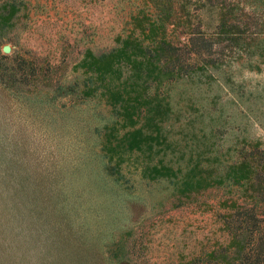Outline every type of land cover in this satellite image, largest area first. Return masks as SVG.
<instances>
[{"label":"rangeland","instance_id":"1","mask_svg":"<svg viewBox=\"0 0 264 264\" xmlns=\"http://www.w3.org/2000/svg\"><path fill=\"white\" fill-rule=\"evenodd\" d=\"M139 10L154 13L147 0H0V264H220L206 253L228 240V188L180 197L170 179L141 176L144 155L110 159L116 114L82 94L85 55L111 50ZM243 45L224 48L209 84L175 87L182 113L167 129L183 150L188 123L221 160L264 148V55Z\"/></svg>","mask_w":264,"mask_h":264},{"label":"trees","instance_id":"2","mask_svg":"<svg viewBox=\"0 0 264 264\" xmlns=\"http://www.w3.org/2000/svg\"><path fill=\"white\" fill-rule=\"evenodd\" d=\"M147 1L154 13L139 10L111 50L88 53L81 63L93 75L82 94L98 93L117 117L104 133L103 149L118 163L134 153L144 155L149 160L141 165V176L170 179L180 197L228 188L230 196L219 200L228 240L206 257H216L220 264H264V148L259 142L242 143L234 158L221 160L217 148L211 154L191 123L194 143L185 144L187 150L167 129L182 113L174 109L175 87L209 84L223 64L224 48L245 44V49L253 48L251 55H264V0ZM170 31L186 41L175 42ZM246 32L249 38L244 35L247 41L241 42Z\"/></svg>","mask_w":264,"mask_h":264}]
</instances>
